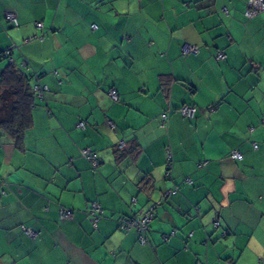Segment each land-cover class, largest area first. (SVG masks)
<instances>
[{
	"label": "crops",
	"instance_id": "1",
	"mask_svg": "<svg viewBox=\"0 0 264 264\" xmlns=\"http://www.w3.org/2000/svg\"><path fill=\"white\" fill-rule=\"evenodd\" d=\"M248 3L0 0V72L43 90L21 149L0 131V264H264V11ZM157 202L147 244L118 229Z\"/></svg>",
	"mask_w": 264,
	"mask_h": 264
},
{
	"label": "trees",
	"instance_id": "2",
	"mask_svg": "<svg viewBox=\"0 0 264 264\" xmlns=\"http://www.w3.org/2000/svg\"><path fill=\"white\" fill-rule=\"evenodd\" d=\"M9 56L10 55H8V57L5 59L6 60L10 59ZM4 57H6L4 54H0V60L4 59ZM8 63L9 64L0 72V131L2 132L3 135L7 136L14 142L16 148L21 149L24 135L28 130L31 129L33 125L32 110L36 105L37 96L34 92L33 87L29 83L30 82L29 78L22 71H20L14 64H12V62H8ZM112 91L116 92V90H112ZM118 101H119V97L117 94V101H113V102H118ZM123 143L125 144V149L119 150L118 149L119 144H118L117 150L115 151V165L117 167L119 166V163H121L126 158H128V156H133L138 151L137 145L135 144L134 140L132 141V144L130 143L126 145L125 142ZM253 147L256 148L255 145ZM89 151L92 154H95V152H92L91 150ZM97 164L98 162L96 156L95 167ZM149 180L150 179L146 177L145 181H149ZM150 184H151V180L147 182L145 186H150ZM61 211H70L71 216L73 214L71 210L61 209L60 212ZM133 217H137V216L121 217L120 219H130ZM120 219L118 222L119 230H121ZM148 232H149V224H148V231L146 233L147 240H148Z\"/></svg>",
	"mask_w": 264,
	"mask_h": 264
},
{
	"label": "built area",
	"instance_id": "3",
	"mask_svg": "<svg viewBox=\"0 0 264 264\" xmlns=\"http://www.w3.org/2000/svg\"><path fill=\"white\" fill-rule=\"evenodd\" d=\"M249 10L247 12L248 16H254L257 15L259 12L264 11V0H249ZM4 21L9 23L10 25H12L13 27H18L19 23L17 20V17L14 14L11 13H6L4 15ZM34 27L36 29H42V24L41 23H34ZM197 53V49L195 47H191V46H185L183 49V54L188 55V54H196ZM225 58V55L223 53H219L217 56V60H223ZM34 92L37 96V98L42 99L43 98V90L40 87H35L34 88ZM110 98L113 101H117V94L115 91H111L110 92ZM179 113L181 114L182 117L184 118H188V119H193L194 118V112L195 109L193 107H189L186 105H183L179 110ZM168 120V112L167 113H163L161 115V122H162V126H165L166 122ZM83 124L80 123L79 127L83 128ZM118 149L119 150H124L125 149V144L123 142H120L118 145ZM83 156H86L88 158V160L91 161L92 165L95 166V154H92L89 150H85L82 152ZM168 155V164L170 162V155L169 153H167ZM230 159L231 160H235V161H242V155L240 153H238L237 151H233L230 154ZM175 192H168V194H165L162 197V200L170 195L173 194ZM134 202V199L132 200ZM161 202H157V203H153L151 204V206L148 207L147 210H144L142 212H140L139 216L137 217H133L130 219H120V229L121 230H129V229H135L137 234H138V239L141 245H145L148 243L147 237H146V233L148 231V224L151 222V220L154 217V211L156 209V206H158ZM92 209H94V211H96L97 213H99V208L98 205L96 204H92ZM59 216L60 218H64V219H68L71 217V212L70 211H61L59 212ZM215 226H218V222H215ZM30 236H33L34 234L32 232H27Z\"/></svg>",
	"mask_w": 264,
	"mask_h": 264
}]
</instances>
